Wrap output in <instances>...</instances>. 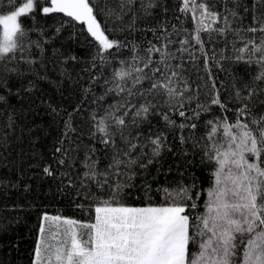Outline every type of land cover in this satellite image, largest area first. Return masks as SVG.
Listing matches in <instances>:
<instances>
[{"label": "trees", "instance_id": "obj_1", "mask_svg": "<svg viewBox=\"0 0 264 264\" xmlns=\"http://www.w3.org/2000/svg\"><path fill=\"white\" fill-rule=\"evenodd\" d=\"M89 2L106 35L124 45L103 53L109 63H101L98 42L87 32L85 24L63 13L44 14L39 5L19 20L27 32L23 39L17 37L21 49L0 58V97L3 98L0 99V264H34L33 254L44 214L90 222L94 213L89 210V193H100L94 186H81L86 170L82 162L86 155L98 160L100 169L111 162L113 149L101 143L102 134L95 127L110 105H135L129 112V126L124 129V135L129 139L139 136L134 142L143 145L142 151L133 153V158L140 159L130 173L134 178L128 181L130 187L124 189L123 203L134 206L148 203L144 191L149 186L151 202L158 204L162 200L156 189L195 182L203 193L196 211L203 212L208 199L206 190L213 186L215 171V162L205 157L204 145L210 143L207 121L226 117L234 122L238 106L236 90L241 89V94L246 95L243 86L253 83L264 88V81H254L260 65L247 62L248 53L237 51L244 41L233 31L264 24V0H195V4H206L210 12L220 14L214 23L210 17L202 18L201 9L191 3L188 11H182L183 0ZM13 4L19 6L21 0H0V16L14 10ZM225 16L230 29L222 33L201 30L203 46L195 43L196 29H202V25L226 28ZM165 30L175 42L169 45L178 58L173 63L183 66L182 76L190 89L185 95L193 97L184 103V117L168 110L163 95L145 93L129 97L127 93H107L113 86V71L121 67V60L130 61L133 46L136 53L144 55L151 45L159 46L158 38ZM241 35L247 39L255 36L257 43L261 37L260 32H241ZM185 38L191 41L189 52H176L181 46L179 41ZM238 55L245 59L237 60ZM158 58L159 54H154V59ZM128 86L131 87L130 81ZM147 88L145 81L143 88L137 86L133 91ZM217 93L226 110L211 104ZM262 102L264 94H257L250 107L254 112L264 110ZM149 103L155 107L146 118H136L133 125L132 112ZM198 105L207 110H201ZM165 112L175 125L163 119ZM196 112L200 113L198 117ZM93 115L97 120H93ZM66 123L74 131L66 129ZM191 123H196V129L179 127ZM111 131L116 133L117 148L124 149L120 133L115 128ZM161 133L164 147L154 156L150 139ZM65 150L67 157L62 155ZM60 159L65 163L59 164ZM140 163L147 166L141 168ZM46 167H50L52 175L45 173ZM83 183L90 185L86 179ZM83 231L86 230H80Z\"/></svg>", "mask_w": 264, "mask_h": 264}, {"label": "snow or ice", "instance_id": "obj_2", "mask_svg": "<svg viewBox=\"0 0 264 264\" xmlns=\"http://www.w3.org/2000/svg\"><path fill=\"white\" fill-rule=\"evenodd\" d=\"M183 3L182 11H188L191 3L194 8L201 9L202 18L210 17L213 23L220 19V14L210 12L206 4L197 5L195 0H183ZM38 5L44 14L63 13L85 24L87 32L98 42L97 55L102 64L109 63L103 53L124 47L106 35L89 0H44L42 4L39 0H21L20 6L13 4L14 10L0 16V26L3 27L0 58L14 55L21 49L17 37L23 39L27 32L19 20ZM223 20L226 28L212 29L209 25H202V29H196L195 43L203 46L201 30L222 33L230 29L228 17ZM233 31L244 41L243 47L237 51L248 53L247 62L260 65L261 70L254 81H264V24ZM241 32H260L259 43L255 36L247 39ZM170 36L171 33L165 30L164 35L158 38L159 46L151 45L144 55L136 53L133 46L134 54L130 61L121 60V67L113 71V86L107 89V93H127L129 97L145 93L163 95L167 98L168 110L177 111L180 117H184V103L193 97L185 95L190 89L182 76V63H173L178 58L169 48L175 43L169 39ZM179 43L181 46L176 52L188 53L191 41L185 38ZM154 54H159V58L154 59ZM236 59L244 60L245 57L238 55ZM129 81L131 87L128 86ZM145 81L147 89L133 91L137 86L143 88ZM243 91L246 95L241 94V89L235 92L238 106L234 122H229L226 117L207 121L210 143L204 145L205 157L209 162H215V171L213 186L206 190L208 199L204 202L203 212L196 211L199 207L197 201L203 193L195 182L190 185L181 182L171 189H156L162 200L158 204L151 202L149 193L152 189L149 186L144 191L148 203L141 206L123 203L124 189L130 187L128 181L134 178L130 173L140 159L133 158V153L143 148L142 144L134 142L139 136L129 139L124 135V129L129 126V112L135 105L117 103L110 105L98 120L93 115V120H97L96 131L102 134L101 143L113 149L111 162L104 169H100L99 161L89 155L82 162L86 170L81 186H94L100 193H89V210L94 215L90 222H80L44 214L34 249V264H264V110L254 112L250 107L254 96L264 94V88L255 83L251 86L245 84ZM211 104L225 108L218 93L211 99ZM153 107L155 105L151 103L142 104L132 112L131 123L135 125L136 118H146ZM198 107L207 110L203 105ZM195 115L198 117L200 113ZM162 117L169 125H175L167 112ZM65 127L74 131L70 123ZM179 127L196 129L197 125L180 124ZM113 128L120 133L124 149L117 148L116 133L111 131ZM162 135L156 134L154 139H150L154 156L159 155L164 147ZM181 142H184L183 137ZM56 151L61 152V149ZM91 151L94 153L95 149ZM62 155L67 157L68 151ZM57 162L65 163L64 159ZM139 166L144 168L147 165L140 163ZM44 171L52 175L50 167ZM85 179L90 185L83 183ZM77 207L83 209L84 205ZM49 220L68 226L64 229L66 239L55 247L45 238L43 221ZM77 227L86 231L78 232Z\"/></svg>", "mask_w": 264, "mask_h": 264}, {"label": "rangeland", "instance_id": "obj_3", "mask_svg": "<svg viewBox=\"0 0 264 264\" xmlns=\"http://www.w3.org/2000/svg\"><path fill=\"white\" fill-rule=\"evenodd\" d=\"M7 14H9V13H7ZM7 14H3V15H7ZM109 39L113 40L110 37H109ZM47 215L49 217L59 216V217L62 218V220L66 219V218L73 219V218H70V217H67V216H63V215H59V214H49V213H47ZM73 220H75V219H73ZM43 223H44V227H45V230H46L45 238H46V240H47V242L49 244L53 245V247L58 246L63 240L66 239V236L64 235V229L66 227H68L67 225L63 224L60 221L53 222L51 220L43 221ZM49 229H50V231H49ZM80 230L81 229L77 227V231L80 232Z\"/></svg>", "mask_w": 264, "mask_h": 264}]
</instances>
